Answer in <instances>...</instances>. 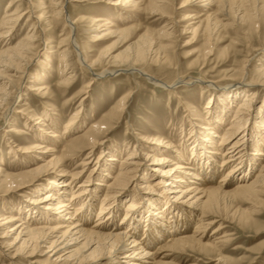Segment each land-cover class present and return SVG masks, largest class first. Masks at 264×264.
<instances>
[{"label": "bare ground", "instance_id": "1", "mask_svg": "<svg viewBox=\"0 0 264 264\" xmlns=\"http://www.w3.org/2000/svg\"><path fill=\"white\" fill-rule=\"evenodd\" d=\"M17 1L11 0L8 3L7 13L4 14V18L0 22V118L7 120L8 123L17 122L18 114H22L25 116L26 126L40 127L39 134L43 140L56 142L62 137L58 132L57 124L59 112H53L55 107H48L50 106L48 105L49 100L53 98L54 86L50 85L48 81L36 83L40 78L30 73L29 70V67L36 61L37 54L43 52V46L49 45V48H56L47 50L46 54L59 52L58 70L61 79L58 85L63 90L73 84L76 75L69 73L73 56L70 55L71 47L75 49L77 62L80 66L93 72L94 77L86 81L70 100L83 99V96L90 91V87L97 79L118 72L131 74L137 71L152 84L163 86L166 89H173L180 86L181 83H187V80L181 77L172 83L162 82L142 67H149V65L160 67L169 60V45L164 44V41L173 36V31L166 29L169 24L164 26L165 29L159 31L156 39L150 37L148 32L142 34L127 48V57H122L123 54L112 56L106 51H100L97 57L93 59V55L87 49H79L76 34L82 19L71 17L69 5L65 3V0H50L49 5H43V7L36 4V0H27L29 3L28 11H23L20 5H15ZM112 1L115 5L126 6L143 3L147 9L154 11V13L161 12L163 16H166L164 15L166 6L174 0H170L171 2L169 0ZM226 2V0H186L185 5L182 6L204 3L205 7H212L217 4L218 11L222 12L225 11ZM259 8L263 15L264 5ZM26 12L29 13L26 20L31 25V30L25 35L23 34L24 36L20 37L14 45H9V40L11 41L15 33L19 19ZM119 19L120 22L125 20L122 16ZM102 20L104 19L96 16L92 18L94 22ZM240 20H245L256 28H260L262 23L260 17H253L248 14L242 15ZM220 22L221 20L215 14H208L205 24L204 21H200L197 27L193 29V33L195 35L198 31H202L210 37L213 29L218 27ZM59 25L63 26V33L59 37H55ZM103 26H105L104 32L96 34L94 40L113 34L124 35V33H129L132 30V27L120 28L118 23L116 24L110 18H107ZM225 26L227 25L222 27ZM97 28L100 29L101 27L97 26ZM57 38L58 41H55ZM54 42L57 44L53 45ZM64 47L65 49L62 50ZM39 50L41 51L39 52ZM104 63L113 64L115 68H104L98 72V67ZM72 71L74 72V70ZM227 73L242 75V78L247 75L244 64L242 67L229 69ZM257 73L256 80L244 81L242 85L252 87L253 85L264 84V60L258 61ZM196 81L205 85L202 86L203 92L209 90L208 84L211 82L201 78H197ZM25 83H28L29 93L35 92L36 94L37 92L39 98L47 100L42 113H36L30 109L28 98H31V95L24 91L23 85ZM215 87L217 86L215 85ZM215 87L212 88L218 90ZM238 87L240 86L232 84L228 87L229 91L224 92V94L227 96L231 93L239 95L241 91L238 92V90L241 89ZM216 90L214 93L217 92ZM251 91L247 88L242 90L245 93V99L238 103L230 123L223 131L220 130L221 127L219 126H217L218 128L212 126L213 122L211 121L206 124L202 123L201 114L196 105H186V111L193 109L189 116L196 122L193 123L195 125L193 129L189 128V136L186 138L182 136V140L180 139L183 141L181 145L184 148L178 153L174 152V148L177 147L174 140L161 136L149 138L145 134H139L141 136L138 139L139 142L149 139L153 141L151 142L152 145L149 146V151L152 153L135 144L134 149L126 153L124 159L119 161L120 167L117 174L106 175L110 178V181L105 183L108 189L100 202V208L93 223L90 222L93 218V204L98 197L97 193H99L97 189L99 182L96 181L92 183V186L86 187L90 180L89 177L80 184H75L77 183L75 180L84 171L83 166L92 163L91 157L97 147L105 142L108 132L120 124L128 110L127 104L132 91H128L125 96L117 99L108 112L101 113L97 122L93 123L82 134L76 135L81 126L80 106L78 111L76 110L77 112L66 122L63 134H68L69 140L57 155L55 154L59 150L55 143L34 142L28 147H22L18 144L12 145V147L17 148L16 150H22V153L42 150V156H36L42 161L38 163L36 161L18 173L8 172L7 169L0 166V185L1 176L4 175L2 195L7 196L11 192L16 193L25 188H31L32 191L30 192L33 194V192L41 191L37 189H44L46 182L50 183L51 186L48 187L50 191L39 198H34L32 202H19L8 207L12 210L16 207L17 214H0V226L14 222L10 231L17 230L14 237L15 245L6 244L0 239V255L14 258L23 253L34 254L39 248H46L45 253L48 258L56 256V261L64 263L83 264L101 258V264H155L156 251H153V247L155 245L156 248L161 249L159 246L160 238L168 241L166 249L170 251L193 247L194 244L195 247L198 245L202 249H216L219 247L218 241L203 242L202 239L203 234L206 235L204 232L208 226L217 222L215 219L209 220L208 218L217 212L216 210L225 200L230 201L240 197L255 201L264 194V148H262L264 147V115L258 116L254 135L251 138L257 147L256 151L251 155L246 154L249 148L247 141L249 133L244 122L246 117L250 116L248 108L254 90L250 93ZM18 98H20L18 101L21 102L22 107L16 109L15 102ZM66 103L65 101L64 104ZM31 108L33 109V107ZM220 120L223 121V117ZM214 122L219 123L218 119ZM32 128L35 129V127ZM7 132L15 133V135L23 133L27 135V131L14 125L9 126ZM215 136L218 137L219 141L216 145L215 143L211 145V143L216 142ZM18 138L20 139V137ZM85 151L87 153L83 158L84 160L79 163V167L82 166V169H70L71 160ZM116 151L118 149L114 148V152L109 154L111 157L108 160H118ZM12 156L17 157L16 154H12ZM141 157H144L145 161H149L148 163L145 162L146 166L150 165L153 167L152 170L158 173L159 177H157L154 185H166L167 189L160 191L158 187L155 189L149 181L146 182L153 177V174L149 169L143 170L141 177L146 182L148 189L144 195L142 194V198L146 202L144 205L138 202L141 197H138L136 193H132L131 196L126 194V185L134 180L135 175L140 172L141 166H143L144 162ZM95 165L98 166L97 169L102 167L100 161L96 160L94 165H91L93 167L90 169V173L94 170ZM50 175L54 176L53 179L48 180L49 178H47L48 181H43L45 183L41 185L42 178ZM217 175H219L218 179L213 182L217 186L211 187L212 179ZM233 178L236 180L238 178V181L233 182ZM37 181L38 184H41L34 188ZM233 184L234 188L232 189ZM128 199L130 200L124 205L126 213L121 217L122 206L119 205V202ZM196 216L198 217L194 229L190 230L191 220L195 219ZM222 225L213 230L212 236L214 238L223 232L224 226ZM203 227L205 229L202 232L200 229ZM3 236L0 233V238ZM13 247H16L14 251ZM166 249L163 248L162 250L165 251ZM165 263L167 262L165 261ZM0 264L2 263L0 262Z\"/></svg>", "mask_w": 264, "mask_h": 264}, {"label": "rangeland", "instance_id": "2", "mask_svg": "<svg viewBox=\"0 0 264 264\" xmlns=\"http://www.w3.org/2000/svg\"><path fill=\"white\" fill-rule=\"evenodd\" d=\"M10 1L0 0V22L3 20L4 14L7 13L6 10ZM185 1L174 0L172 3L167 4L164 12L166 16H163L161 12L154 13V11L147 9L143 3L126 6L122 4L115 5L112 0H65V3L69 5L71 17L82 19L78 25L76 34L79 49H87L93 55V59L97 57L100 51H106V53L112 56L123 54L122 57H127V48L134 41L138 40L142 34L148 32L150 37L156 39L158 38L159 31L165 29L164 26L166 27L169 24L166 29L173 31V36L164 41L165 45H169V60L165 61L160 67H152V65L142 67L162 82L172 83L175 79L181 77L187 80V83H181L180 86L173 89H166L163 86L152 84L144 75L137 71L131 74L118 72L114 75L107 74L97 79L90 87V91L83 96L84 100L82 98H80L81 101L80 99L70 100L86 81L94 77L93 72L80 66L77 62L75 49L71 47L70 55L73 56L69 73H75L76 75L74 76L75 80L73 84L70 85L71 88L63 90L58 85L61 79V74L58 70L59 52L46 54L47 50L56 48H49V45L43 46V52L37 54V59L29 67V70L30 73L40 78L36 83L48 81L50 85L54 86L53 98L49 100L48 105L50 106L48 107H55L53 112H59L57 124L58 132L62 137L59 140L57 139V141L55 140L56 142L54 140L46 141L41 139L39 134L40 127L34 125L26 126L25 116L22 114H18L19 118L17 122L8 123L7 120L0 118V166H3L8 172L18 173L27 169V167L33 165L36 161L37 163L42 161L36 158V156H42V150L22 153V150L19 151L16 150V147H12L14 144L28 147L34 142L42 144L55 143L56 148L59 150L55 154L57 155L69 140V135L63 134L66 122L78 111L80 106L81 112L79 118L81 126L77 130L76 135L82 134L93 123L97 122L100 119L101 113L108 112L115 101L125 96L128 91H132V94L127 104L128 110L125 116H123L116 128L108 132L105 142L97 147L94 155L91 157L90 161L93 160L92 163L83 166L84 171L75 180L77 182L75 184H80L89 177L90 180L86 187L92 186V183L96 181L99 182L97 186L99 193H97L98 197L93 204V218L90 223H93L96 219L100 202L108 189L105 183L110 181V178L106 175L117 174L120 167L119 161H122L126 153L134 149L135 144L144 147L149 153H152V151H149V146L152 145L151 142L153 141L149 139L139 142L138 139L141 137L139 134H145L149 138L161 136L162 138L174 140L177 145L174 148L175 153L184 148L181 145L183 142L181 141L182 136L188 137L190 134L189 128L193 129L195 126L193 123L196 122L195 119L189 116L193 109L186 111V105H196L197 110L201 114L200 119L202 123L206 124L208 121H211L213 122L212 126H219L221 127L220 130L223 131L230 123L233 112L238 107V103L245 99V93L242 90L245 88L254 90L248 108L250 116L246 117V121L244 122L245 127H248L249 133V140L247 139L249 148L246 154L251 155L254 153L257 147L253 144L251 138L254 135V127L257 124L256 120L259 119L258 116L264 115V84L253 85L252 87L242 84L244 81L248 82L251 79H257L258 61L264 60V14H261V9L259 8L264 5V0H226L225 11L222 12L218 11L217 4L212 7H205L204 3L182 6L185 5ZM49 2L50 0L35 1L40 7H43V5L48 6ZM15 5H20L23 11H28L29 3L27 0H18L15 2ZM212 13L221 20V24L219 23L218 27L213 29L210 37L202 31H198L194 35L193 29L197 27L200 21H204L205 24L208 14ZM244 14L260 17L262 20L261 27L256 28L245 20H240V17ZM28 15L29 13L26 12L19 19L15 33L11 41L9 40V45H14L20 37L31 30V25L26 20ZM94 16L104 20L94 22L92 21ZM121 16L125 19L122 22L119 19ZM172 17L174 19H171ZM107 18H110L116 24L118 23L120 28L132 27V30L129 33H124V35L113 34L94 40L96 34L104 32L105 26L103 24L106 23ZM220 25L227 26L222 27ZM97 26L101 28L98 29ZM62 29L63 26L59 25L54 36L59 37L63 33ZM55 41H58V38ZM56 44L57 42H54L53 45ZM64 49L65 47L62 50ZM243 64L245 65V71H247V75L243 78L241 77L242 75L227 73L229 69L242 67ZM104 68L111 69L115 68V66L104 63V65L98 67L97 71H102ZM5 72L9 73L8 71ZM197 78L211 82L208 84L209 90L207 92H203L202 86L205 85L196 81ZM232 84L240 86L238 87L241 89L238 90V92L241 91L239 95H236V93H231L228 96L224 94V92L229 91L228 87ZM23 89L26 93L30 92L28 90V83L23 85ZM215 90L217 92L214 93ZM221 93L222 95H220ZM29 94L31 98H28L29 96L27 98L28 102L30 101V109L36 113H42L47 100L39 98L37 92L36 94L35 92ZM19 99L15 102L16 109L22 107L21 102L18 101ZM65 101L67 102L66 104H64ZM221 117H223V121L220 120ZM216 119H218L219 123L214 122ZM11 125L24 129L27 131V135H24V133L15 135L13 133L15 135L14 138L12 133L7 132V128ZM32 127H35V129ZM215 140L216 142L211 143V145L217 144L219 141L218 137L216 138L215 136ZM114 148L118 149L115 153L118 160L110 161L108 160L111 157L109 154L114 152ZM86 153L87 151L79 153L71 162L69 161L71 163L69 168H76L75 170L82 169V166L79 167V163L84 160L83 158ZM12 154H16L17 157H13ZM141 159L144 162L143 166H141L140 172L135 175L134 180L126 185V194L131 196L132 193H136L138 197H141L138 199V202L144 205L146 202L142 197L145 191L148 190L146 182L149 181L155 189L158 187L160 191L167 189L166 185H154L157 177H159L158 173L154 172L152 170L153 167L150 165L146 166L145 162L148 163L149 161H145L144 157H141ZM96 160L100 161L102 167L97 169L98 166L95 165L94 170L90 173V169L93 167L91 165H94ZM103 164L105 165L103 166ZM106 165H109V167H106ZM168 165L170 164L168 163ZM146 169H149L153 177L144 182L141 176L143 170L145 171ZM66 176L70 178V176ZM53 177L52 175L44 176L42 184H38L37 181L34 188L38 185L40 186V184L43 185L45 183L43 181L47 180V178L51 180ZM218 177L219 175L212 179L211 187L217 186L213 182ZM1 179L0 214L5 213L6 215L17 214L18 210L16 207L13 210L8 209L12 204L24 201L32 202L34 198H39L47 191H50L48 187L51 186L50 183L46 182L44 189H37L41 191L33 192V194L30 192L32 191L31 188H25L16 193L11 192L6 196L2 195L4 175L1 176ZM233 179L235 183L238 181V178L237 180L236 178ZM102 182H104V185H102ZM234 184L231 186L232 189L234 188ZM129 200L119 202V205L122 206L120 211L121 217L126 213L124 205ZM216 211L208 219H215L217 222L208 226L204 232L206 235L203 234L202 239L203 242L216 240L219 247L207 250L202 249L198 245L195 247L194 244L193 247L170 251L166 249L168 241L161 240L160 238L159 246L161 249L156 248L155 245L153 247V251H156L155 264H264V194L260 195L255 201L240 197L230 201L225 200ZM197 217L191 220L190 230L194 229ZM219 225L224 226L223 232L214 238L212 236L213 230ZM12 226H14V222L0 226V233L4 235L0 239L6 244L11 243V245H15L14 237L17 234V230L13 229L10 231ZM204 229L203 227L200 231L203 232ZM16 247L12 248L13 251ZM163 248L166 250L163 251ZM45 252L46 248H39L34 254L23 253L14 258L0 255L2 257L0 258V262L2 264H71L56 261V256L48 258ZM100 259L90 260V262L83 264H101Z\"/></svg>", "mask_w": 264, "mask_h": 264}]
</instances>
